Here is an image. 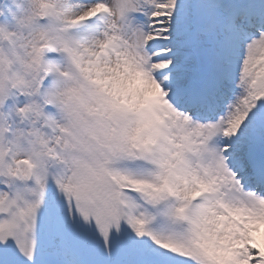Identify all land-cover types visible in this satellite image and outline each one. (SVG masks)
<instances>
[{
  "label": "snow or ice",
  "instance_id": "1",
  "mask_svg": "<svg viewBox=\"0 0 264 264\" xmlns=\"http://www.w3.org/2000/svg\"><path fill=\"white\" fill-rule=\"evenodd\" d=\"M0 264H264V0H0Z\"/></svg>",
  "mask_w": 264,
  "mask_h": 264
}]
</instances>
